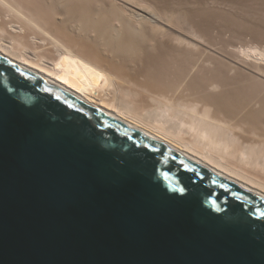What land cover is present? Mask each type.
Returning a JSON list of instances; mask_svg holds the SVG:
<instances>
[{
  "label": "water",
  "instance_id": "obj_1",
  "mask_svg": "<svg viewBox=\"0 0 264 264\" xmlns=\"http://www.w3.org/2000/svg\"><path fill=\"white\" fill-rule=\"evenodd\" d=\"M0 264H264V192L0 51Z\"/></svg>",
  "mask_w": 264,
  "mask_h": 264
},
{
  "label": "bare ground",
  "instance_id": "obj_2",
  "mask_svg": "<svg viewBox=\"0 0 264 264\" xmlns=\"http://www.w3.org/2000/svg\"><path fill=\"white\" fill-rule=\"evenodd\" d=\"M246 1L0 0V51L264 192V5L240 33Z\"/></svg>",
  "mask_w": 264,
  "mask_h": 264
},
{
  "label": "rangeland",
  "instance_id": "obj_3",
  "mask_svg": "<svg viewBox=\"0 0 264 264\" xmlns=\"http://www.w3.org/2000/svg\"><path fill=\"white\" fill-rule=\"evenodd\" d=\"M260 1H261V0H257V1H254V0H248V1L244 2V5H241V6L245 8L247 14H248L249 11H251L252 13H254L253 11L256 9V7H258V6L261 7L262 4L264 5V0H262V2H260ZM251 2H252V3H251ZM261 3H262V4H261ZM260 4H261V5H260ZM257 5H258V6H257ZM241 6H240V8H241ZM260 7L257 8L259 11L261 10ZM244 8H243V9H239V12L241 11L240 14H242V15L244 14V16H243L244 18H243L242 16H238V17H239V23L242 24V26H241V25H240V26L234 25V27H237V29L239 28L238 30H239L240 33L243 32L241 29H244V28H245V27L242 28V27H243V24L245 23V20H246L248 23H250V22L252 23L251 20L254 21L253 18H255V17H253V15H255V13L252 14V13L250 12V13L252 14V18H251V17L249 16L250 14H248V15L246 14ZM259 8H260V9H259ZM262 9H264L263 6H262ZM259 11H258V12H259ZM263 11H264V10H263ZM255 12L258 13L257 10H255ZM260 12H261V11H260ZM261 15L264 16V14H261ZM245 16H246V17L248 16V18L250 17L251 19L249 18V20H248V18H246ZM255 16H256V15H255ZM210 17H211V18H210ZM240 17L243 18V19H241ZM207 18H209V22L211 21V22L214 23V24H213V23L210 22V25H211V26L214 25V26L216 27V25H218L216 19L213 18V14L210 13V15H209V13H208ZM245 18H246V19H245ZM244 19H245V20H244ZM256 19H257V18H256ZM207 20H208V19H207ZM241 20H242V21H241ZM243 20H244V21H243ZM240 21H241V22H240ZM256 21H257V20H255V21L252 23L253 26H256V23H255ZM242 22H244V23H242ZM247 22H246L245 24H248ZM260 22H261V23L264 22V17L261 19V21H258V24H259ZM215 23H216V24H215ZM251 23H250V24H251ZM245 24H244V25H245ZM252 24H251V25H252ZM258 24H257V25H258ZM259 25L262 26V25H264V24H259ZM259 25H258V26H259ZM262 28H263V27H262ZM238 30H237V31H238ZM240 30H241V31H240ZM215 32H218V31H215ZM229 34H230V33H228V35H229ZM228 35H227V38H229Z\"/></svg>",
  "mask_w": 264,
  "mask_h": 264
}]
</instances>
